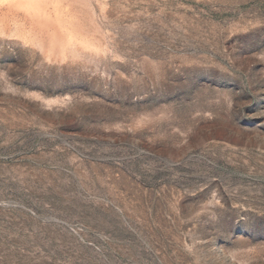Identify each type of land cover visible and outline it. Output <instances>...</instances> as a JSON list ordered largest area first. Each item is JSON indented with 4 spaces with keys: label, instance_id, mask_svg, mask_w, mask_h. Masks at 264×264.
Segmentation results:
<instances>
[{
    "label": "rangeland",
    "instance_id": "rangeland-1",
    "mask_svg": "<svg viewBox=\"0 0 264 264\" xmlns=\"http://www.w3.org/2000/svg\"><path fill=\"white\" fill-rule=\"evenodd\" d=\"M0 264H264V0H0Z\"/></svg>",
    "mask_w": 264,
    "mask_h": 264
}]
</instances>
